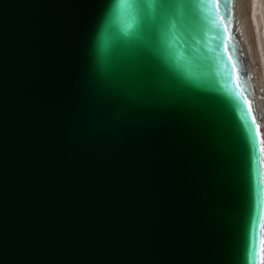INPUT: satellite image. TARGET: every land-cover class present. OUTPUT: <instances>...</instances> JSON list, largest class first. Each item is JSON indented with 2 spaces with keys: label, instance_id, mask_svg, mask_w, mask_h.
Wrapping results in <instances>:
<instances>
[{
  "label": "water",
  "instance_id": "95a60500",
  "mask_svg": "<svg viewBox=\"0 0 264 264\" xmlns=\"http://www.w3.org/2000/svg\"><path fill=\"white\" fill-rule=\"evenodd\" d=\"M189 2L130 40L117 0H0V264H264L229 0Z\"/></svg>",
  "mask_w": 264,
  "mask_h": 264
},
{
  "label": "bare ground",
  "instance_id": "6f19581e",
  "mask_svg": "<svg viewBox=\"0 0 264 264\" xmlns=\"http://www.w3.org/2000/svg\"><path fill=\"white\" fill-rule=\"evenodd\" d=\"M229 5L231 16H228L227 31L231 49L246 68L255 93L259 132L264 140V0H229Z\"/></svg>",
  "mask_w": 264,
  "mask_h": 264
},
{
  "label": "snow or ice",
  "instance_id": "6c2138e0",
  "mask_svg": "<svg viewBox=\"0 0 264 264\" xmlns=\"http://www.w3.org/2000/svg\"><path fill=\"white\" fill-rule=\"evenodd\" d=\"M228 8H230V5H228ZM149 9L153 24H157L158 21H163L166 24L167 31H161L162 40L165 34L171 33L173 29L185 27L195 17V9L189 0L167 6L159 3L158 0H153V3L149 5ZM107 15L109 26H112L117 18H122L124 20L127 32L130 34L128 39H146V24L142 16L141 0H117V3ZM230 16L231 13L229 12V17ZM113 29L115 30V28ZM165 51L166 48L164 45L163 53ZM259 143V150L264 151V140H261ZM252 161L255 162V153L252 155ZM252 223L255 225V219L252 220ZM261 246L264 248V241L261 242ZM249 255L252 256V248L249 249Z\"/></svg>",
  "mask_w": 264,
  "mask_h": 264
}]
</instances>
